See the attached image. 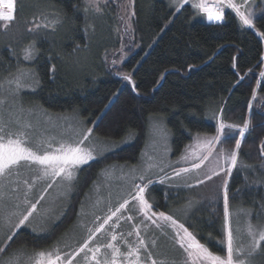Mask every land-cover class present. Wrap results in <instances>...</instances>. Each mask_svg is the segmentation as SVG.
Masks as SVG:
<instances>
[{
  "label": "trees",
  "instance_id": "trees-1",
  "mask_svg": "<svg viewBox=\"0 0 264 264\" xmlns=\"http://www.w3.org/2000/svg\"><path fill=\"white\" fill-rule=\"evenodd\" d=\"M129 1L128 31L119 23L115 5L103 7L102 14L85 13V0H15L13 29L0 30V40L7 39L0 46V74L15 72L19 65L34 71L39 84L29 94L31 103L51 114H76L104 141L128 140L81 168L64 216L44 234L19 230L9 245L15 250L53 246L74 220L84 189L103 168L115 162L136 165L152 116L166 120L173 157L196 133L216 132L214 114L239 125L250 120L228 189L242 207L264 205V5L248 28L228 8L223 23L209 24L189 7L175 13L162 0L147 5ZM53 10L63 20L55 32L28 31L45 18L55 19ZM102 20L106 26H96ZM86 24L91 25L87 32ZM33 39L39 53L28 63L22 49ZM122 74L131 75L132 82ZM237 139L239 133L230 135L224 147L234 148ZM146 197L166 214L180 208L171 192L157 185L149 187ZM183 223L214 253L225 254L219 243L224 229L214 212L200 207Z\"/></svg>",
  "mask_w": 264,
  "mask_h": 264
},
{
  "label": "snow or ice",
  "instance_id": "snow-or-ice-1",
  "mask_svg": "<svg viewBox=\"0 0 264 264\" xmlns=\"http://www.w3.org/2000/svg\"><path fill=\"white\" fill-rule=\"evenodd\" d=\"M102 0H86L84 11L85 13L94 12L102 14ZM106 5L107 0H103ZM176 4V11H180L184 4L191 3V7L196 10L198 15H203L210 23L221 24L225 21V8L231 9L235 16L239 19L241 25L248 28L254 27L253 15L249 10L247 0L237 4L235 0H173ZM15 0H0V26L4 30L12 24L15 19ZM55 19L47 20L46 22L34 23L33 27L28 28L30 33L39 35L38 30L43 28L55 32L57 27L63 24V20L59 18V14L53 10ZM134 15V13H133ZM120 19L125 22V31H128L130 25L127 24V13L121 16ZM91 25L85 27L87 28ZM119 31V29H117ZM264 35V34H261ZM77 47H79L77 45ZM23 59L31 61L36 58L39 53L36 47V41L33 39L23 49ZM115 64V61H113ZM52 71H55L53 66ZM123 78L130 83L132 82L131 75L122 74ZM264 77V72L260 73ZM25 77H30L32 84H25ZM243 79V77H241ZM10 86V91L14 96H19V92L24 87H34L39 84V79L34 72H24L19 70L11 80L6 81ZM2 87V84H0ZM255 99V93L253 94ZM0 103H3L0 100ZM252 105H249L251 108ZM22 110V109H21ZM222 112V110H221ZM214 118L216 114H214ZM250 120H245L242 125L219 120L216 128V134L213 136H202L200 133L192 137L193 143L185 148L184 154L181 155L180 161L190 163V167L181 166L173 169V175L167 174L158 177L159 183H165L166 180L182 177L183 174L190 173L194 170H199L206 163L211 161L212 167L207 172L204 178L199 179L198 184H204L210 181L214 176H220L224 173L225 177H230L234 169L238 167L242 141L249 132ZM32 125L26 123L20 126L17 130H9L6 123L0 120V201L4 200L6 193L4 192L5 185L3 180L12 176L20 175L21 166H26L32 169L36 166L38 174L33 176L32 182L23 181L27 190L24 192L23 199L17 197L14 208L19 210L21 204L24 205L23 210L16 211L14 214L19 218L15 223L10 220L4 221L7 224L8 234L3 242H0V254H3L8 249L13 238L18 234L22 227L30 226V217L38 212L37 206L44 195H40L35 201L29 198V193L33 190L35 183L38 180L48 181L44 192L47 193L59 178L63 182H67L68 187H71V181L76 178V174L81 166L88 164L96 159L94 151L91 147L85 144L92 135L93 129L87 128L82 133L78 132L79 139L68 141L58 140L55 137L43 139L33 147L30 142V133ZM238 130L239 139L235 140L234 148L226 149L223 144L234 131ZM163 135L166 139L168 133L165 130ZM191 135V133H190ZM55 141V145L53 144ZM222 145L219 150L216 145ZM262 154H264V146H262ZM151 160V158H149ZM159 168L160 172H164V167L154 162L146 161V167L143 173L135 179H139L141 183H134V193H129L126 198L119 201L117 206H109L107 213L100 217L93 213L92 226L80 222V227L85 229L86 238L72 252H63L59 245L53 246L51 249L39 250L28 256L26 264H74L77 257L81 258V264H181L175 259L169 260L166 257H159L155 251L157 248L158 238L148 236L147 231L142 236L140 224L144 225L145 229H149L154 225L159 230L161 235H168V230H171V239L174 244L178 245L184 253L182 264H250L249 258L252 256L255 249L259 248L264 242V228L257 229L251 223L248 224L247 234L250 238V246L243 244L240 238L234 233L229 220V189L228 180H223V205H224V235L219 240V243L225 248V254L221 255L214 253L210 248L202 243L197 235L190 231L184 223L179 222L172 215L166 214L164 211H157L154 204L146 197V192L149 187L157 181H154L150 176H147L152 169ZM192 187V184H188ZM13 192L18 191L17 188L12 189ZM97 192L99 189L97 188ZM135 201L133 209L142 216L143 219L139 224L132 225V231L127 232L126 236L123 232L117 234L116 229L120 227L121 219L133 221L137 219L134 215H123L130 211L129 205ZM101 198L98 197L94 206L98 207L101 203ZM191 203V202H189ZM264 207V206H262ZM81 215L86 216L82 210ZM144 221H150L151 224H145ZM111 222V223H110ZM2 226V225H0ZM109 237L103 243L94 241L100 233H105ZM135 236V240H128L127 237ZM122 241V245L117 243ZM64 247H68L66 244ZM19 255L14 254L2 264H19Z\"/></svg>",
  "mask_w": 264,
  "mask_h": 264
},
{
  "label": "rangeland",
  "instance_id": "rangeland-1",
  "mask_svg": "<svg viewBox=\"0 0 264 264\" xmlns=\"http://www.w3.org/2000/svg\"><path fill=\"white\" fill-rule=\"evenodd\" d=\"M139 1H142L143 4L145 3V5H147L153 0ZM162 1H164L168 8L173 10L175 13L180 12L176 11V4L173 3V0ZM235 2L240 4L243 3V0H235ZM247 4L249 10L254 13L253 20H255V18L261 14V7L264 5V0H247ZM108 5H115L117 7V11L119 12L118 21L119 23L125 25V22L122 21L120 17L125 16V10L127 17H129L130 1L107 0V4L105 5L102 0V8L107 7ZM183 7H189L195 14H197L196 10L191 7V3L184 4ZM204 18L206 19V17ZM206 21L208 22L207 19ZM127 24H129L128 19ZM96 26L104 27L106 25L102 20L98 21ZM11 27L12 24L7 28V30H12L13 28ZM0 30H4L2 26H0ZM5 41H7V39L5 36H2L0 46H2ZM26 62L29 63V61ZM25 68L26 67L24 65H19L15 67V72L8 73L6 75L0 74V84H2V87H0V100L3 101V103H0V120L6 123L9 130L12 131L17 130L20 126L26 123H30L32 127L31 129H28V131L30 133V142L33 147H36L37 143L41 140L51 137H55L56 141H73L79 139L77 133H82L88 127H86L85 123H83L76 114H51L43 109H40L38 106L30 102L29 94L33 91L32 87L22 88L19 92V96H14L12 94L10 87H14V85L10 86L6 81L11 80L15 75H17L19 70H23L26 73L34 72L31 69L25 70ZM23 82L25 84L33 83L30 77H25ZM219 120V117L215 119L216 128ZM165 130L168 133L166 139L163 135ZM147 131V137L145 140L146 143L136 165L129 166L124 163L115 162L103 168L98 175V179L84 189V195L79 199V203L75 208L76 214L74 220L66 227L63 236H61L53 246L59 245L63 252L74 251V249L86 238V231L79 226L80 222L83 220L84 223L92 226V220L94 218L93 213L103 217L107 213L110 205L115 207L118 202L126 198L129 193H134L135 189L133 184L141 183V181L139 179H135V177H138L143 173V170L146 167V161L154 162L164 167V172H160L159 168H154L147 173V176H150L154 181H157L150 187L157 185L165 188L167 192H171V195L174 197L175 205L177 208L180 207L171 214L175 219L181 223L186 222L191 217L193 218V215L200 209V207L204 206L210 213L214 212L218 215V225L220 226V230L223 231L224 205L222 185L223 180L228 177H225L224 173H221L220 176H214L212 180L206 181L204 184H198L197 181L204 178L205 174L209 172L212 167L211 161H209L206 162L199 170L183 174L182 177L166 180L163 184L159 183V176H163L165 174L172 176L173 169L181 166L190 167V163L186 164L180 161V157L184 154L186 147L180 155L173 157L171 152V132L168 130L166 120L164 118L161 116L150 117ZM238 133V130H236L231 135H236ZM215 134L216 132L214 134L201 135L210 137ZM191 140L192 141L189 144L193 143L192 138ZM127 142L128 140L120 143L110 141L107 142L97 138L94 133H92L89 140L85 141V144L93 149L96 156V159L90 162L104 157L107 153H110V151L119 149ZM53 144L55 145V141H53ZM221 146L222 145L219 144L216 145V149L219 150ZM224 148L232 149L233 147ZM149 158H151V160H149ZM87 165L88 164L81 166L80 169ZM19 171L20 175L18 177L14 175L3 180L5 185L4 192L6 195L4 200L0 201V225H2L0 226V242H3L8 234L7 224L4 223V221L10 220L12 223H15L19 217L14 213L16 211L23 210L24 208L23 204H21V208L19 210L14 208V204L18 202L17 197L22 200L24 192L27 190L23 181L27 180L31 183L33 176L38 174L36 166H33L32 169H29L26 166H21ZM78 172L76 174V178L71 181L70 188L68 187L67 182H63L58 178L53 187L47 190V193L44 192V189L46 188L48 181L38 180L35 183L33 190L29 193V198L35 201L43 194L44 200H42L37 206L38 212L34 213L33 217H30L31 225L22 227L21 229H29L34 234H44L47 233L53 225L58 223V220L64 216L65 210L71 202V196L76 192L75 187L76 182L78 181ZM188 184H192L193 186L188 187ZM14 187L17 188L18 191L13 192L12 189ZM97 188L99 189V192H97ZM98 197L101 198L102 202L98 207H96L94 205L96 204ZM134 204L135 201L129 205L130 211L125 212L123 215L131 214L136 216L137 219L133 221L121 219L120 227L116 229L117 234L123 232L126 236L127 232L132 231V225L139 224V221L143 219L142 216H139L137 212L132 210ZM82 210L84 213H88V215H81ZM229 213V220L234 233L240 238L243 244L250 246V238L247 234L248 224L251 223L257 229L264 228V207L254 209L244 206L242 207L237 203V195L233 193L229 194ZM144 223L149 225L151 224L150 221H144ZM139 226L141 228L142 236L147 231L148 236L158 238L157 248L155 251L158 253L159 257H166L169 260L175 259L176 261H180L182 264L184 253L178 245L173 243L170 229L168 230V235H161L159 230H157L154 225H151L149 229H145L143 224H140ZM107 230L106 226L105 233L98 234L97 240L93 243H103L108 240L109 237L106 235ZM127 239L130 241L135 240V236L133 235L132 237H127ZM117 243L122 245V241H118ZM66 244L68 247H64ZM53 246L48 247V249H51ZM34 252L36 251L15 250L14 247L9 246L3 254H0V264L7 261L8 258L12 257L14 254H20L19 264H26L28 256ZM249 260L250 264H264V242L261 243L259 248L254 250ZM74 264H81V258L77 257Z\"/></svg>",
  "mask_w": 264,
  "mask_h": 264
},
{
  "label": "built area",
  "instance_id": "built-area-1",
  "mask_svg": "<svg viewBox=\"0 0 264 264\" xmlns=\"http://www.w3.org/2000/svg\"><path fill=\"white\" fill-rule=\"evenodd\" d=\"M208 23H210L209 21H208ZM213 24V23H212Z\"/></svg>",
  "mask_w": 264,
  "mask_h": 264
},
{
  "label": "crops",
  "instance_id": "crops-1",
  "mask_svg": "<svg viewBox=\"0 0 264 264\" xmlns=\"http://www.w3.org/2000/svg\"><path fill=\"white\" fill-rule=\"evenodd\" d=\"M229 179V177L227 178V180Z\"/></svg>",
  "mask_w": 264,
  "mask_h": 264
}]
</instances>
